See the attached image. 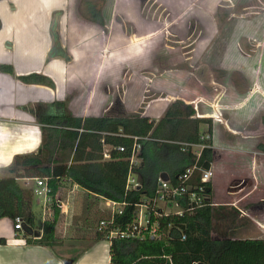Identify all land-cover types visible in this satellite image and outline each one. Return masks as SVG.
<instances>
[{
	"label": "trees",
	"instance_id": "obj_1",
	"mask_svg": "<svg viewBox=\"0 0 264 264\" xmlns=\"http://www.w3.org/2000/svg\"><path fill=\"white\" fill-rule=\"evenodd\" d=\"M105 0H77L76 12L85 23L104 28L103 6ZM0 71L13 73L12 65H0ZM26 84H42L53 88V81L40 73L19 77ZM42 125L41 144L36 152L18 154L8 170L0 177V218L23 221V237L27 243L35 242L47 248L60 245L56 228L60 219L57 202L64 198L62 179L69 180L84 191L88 202L84 206L86 226L93 228L91 242L108 240L105 230L94 228L109 214L99 210V198L123 202V212L115 225L122 228L136 219L137 204L155 194L158 178L168 175L172 184L188 167L196 165L210 168L217 156L212 148V120L196 116L192 104L182 100L170 101L163 115L154 121L148 116L128 113L119 100L99 117H78L68 107V102L54 101L35 111ZM263 139L257 145L264 153ZM209 135V139H201ZM134 138L139 144L138 163H130ZM190 144H204L199 157ZM111 147L109 159H104V146ZM125 146L120 152L116 146ZM131 170L139 183L135 189L126 188V178ZM201 171L195 170L190 183H200ZM22 177H47L51 189L50 211L41 233L32 241L35 230L33 189L23 187ZM206 187L205 205L182 216L159 217L160 239H110L109 264H164L170 257L172 264H264V238L234 236V228L220 227L233 223V207L216 205L212 199L211 181ZM59 195L57 196V193ZM230 210V211H227ZM216 232V234H214ZM185 238L182 239L181 236ZM78 256L70 257L72 264Z\"/></svg>",
	"mask_w": 264,
	"mask_h": 264
},
{
	"label": "rangeland",
	"instance_id": "obj_2",
	"mask_svg": "<svg viewBox=\"0 0 264 264\" xmlns=\"http://www.w3.org/2000/svg\"><path fill=\"white\" fill-rule=\"evenodd\" d=\"M43 2H33L34 11L29 22L33 29L29 41L31 47L41 41L42 22L39 20V12ZM76 4L77 0H73L72 13L67 17L69 26L76 32L83 25L95 30L93 35L102 44L96 49V54L99 53L101 59H107V75L112 74L109 66H114L113 72H116V79H119L117 87L120 97L133 103L128 113L146 115L147 108L176 98L183 94L184 87L191 85L200 87L204 93H212L210 100L204 104L210 109V105L218 107L211 114L212 120L217 123L227 122L234 126L240 121L239 117L229 121L230 112L219 109L218 103L226 106L225 109L231 106L232 91L249 90L252 94V107L261 103L264 108V0H105L104 28L82 21L76 12ZM51 23L52 28L60 27L57 19ZM112 35L119 36L120 40L109 43ZM94 40L97 38L92 37L91 47L87 49L89 52L86 54L85 51L80 57L94 55ZM35 60L37 62L38 57ZM243 72L250 73V83L245 80ZM87 79H80L76 83L81 90L82 100L85 93L83 90L90 83ZM118 88L108 87L114 91ZM226 89L230 90V94H227ZM258 92L263 94V98L258 96ZM262 116L264 110L252 112L245 128L229 130L232 137L244 138L245 142L240 145L235 139L234 144L231 143L228 150H224V153L229 154L244 147L245 152L241 157L260 154L261 162L255 166L253 161L252 168H248L245 158L232 157L223 178L220 164L214 166L217 180L213 200L237 203L235 208L226 205L229 209L233 207L235 221L222 224L220 229L225 231L227 227L234 228V236L240 238H264V214L258 213H264V153L261 154L257 149L263 139ZM221 128L224 129L223 126ZM220 131L217 129V135L224 138ZM228 137L232 140L231 136ZM236 184L249 188L258 185L251 201L236 202L247 189L232 190L231 196L223 195L218 190H226L229 185ZM259 195L263 201L256 199ZM70 200V218L63 220L57 231L62 243L59 250L51 249L52 253L61 258L79 257L89 246V233L94 230L87 227L84 221V206L88 202L84 193L75 189ZM102 200L99 198V202ZM249 206L257 207L252 209ZM103 207V203L98 204L99 210L107 212ZM40 211V207L34 203L33 212L38 224L43 219Z\"/></svg>",
	"mask_w": 264,
	"mask_h": 264
},
{
	"label": "crops",
	"instance_id": "obj_3",
	"mask_svg": "<svg viewBox=\"0 0 264 264\" xmlns=\"http://www.w3.org/2000/svg\"><path fill=\"white\" fill-rule=\"evenodd\" d=\"M34 1L44 2L39 12L41 14L39 20L42 22V30L40 32L41 41L34 47H31L29 41L32 37L33 29L29 22L31 20L30 15L34 11ZM72 1L0 0V65L6 64L12 65L13 67V73L0 71V177L9 175L8 170L16 155L34 153L39 148L42 139V125L38 122L35 111L42 108V105L50 104L54 101L66 100L69 110L74 115L82 118L102 116L109 110L115 100H119L127 112L132 110L133 103L131 104V102L125 101L120 97V90L117 87L119 79H116L117 74L113 72L114 66H109L112 74L107 75V59H101V55L99 53L96 54V49L101 47L102 44L98 42V37L93 35L95 30L92 31L93 29L85 25L82 26L79 32L70 28L67 17L69 18V14L72 13ZM56 14L58 15L57 18H55ZM54 19L58 20L59 28H52L51 22ZM55 37L59 40L61 50L50 57L49 54L53 48ZM92 37L97 38L93 44V46L96 45L93 48L94 55H88L87 58L80 57L83 53L85 54V51L86 54L89 52L87 49L91 47ZM114 40L119 41V36H110L109 43ZM36 57H38L37 62L35 60ZM36 72L49 77L53 81L54 87L51 88L42 84H26L19 78L20 76ZM243 76L250 83V73L243 72ZM86 78H88L87 80L90 83H88L86 90H83L85 93L82 100L80 99L81 90L76 83L78 80ZM112 86L118 89L115 91L114 89H108V87L112 88ZM226 91L228 92L227 94H230V90L226 89ZM251 95L249 90L243 89L241 92L232 91V95H230L232 96L230 97L232 101L231 106L225 109L226 106L218 103L220 110L230 112L229 121L232 122L238 119V117L240 118L239 123L234 126H230L227 122L217 123L212 120L211 114L218 107L216 105H210V109L204 104L206 100H210L212 93H204L196 85H191L188 88L184 87L183 94L167 102L153 104L146 110L147 114L145 116L157 121L163 115L168 103L178 99L187 104H192L197 117L211 118L212 148L217 151V156L210 166L213 171L212 197L213 192L216 191L215 183L217 175L214 171L215 165L220 164V171L223 178L227 167H230L229 162H231L232 157L245 158L248 168H252L254 163L256 166L262 160H260V154L255 157H241L243 152H245L244 147L242 150L235 149L229 154L224 153V150L234 144L233 140H238L240 145L245 142L244 138L232 137L233 135L229 130L239 131L245 128L248 123L247 121L251 118L252 112H261L264 110L263 104L261 103L252 107ZM262 95V93L258 92L260 98H263ZM222 126L224 129L221 128ZM217 129H221L219 133L223 134L225 136L224 138H220V135H217ZM228 135L232 137V140L229 139ZM110 149L111 147L105 145L103 154L104 151H110ZM196 149L194 148V151ZM200 151L198 148L197 152ZM104 159L109 158L104 157ZM234 168L233 166L232 169ZM35 178L22 177L18 181L23 187L34 189ZM61 182V194H63L64 198H61L60 201L62 204L60 208L61 216L56 232L58 231L59 224L63 220L66 221L70 218L72 211L71 193L75 189H79L84 193L80 187L72 184L67 179L63 178ZM239 189H247V191L242 197H239L240 199L236 198V202L240 200L251 201L254 196L253 193L258 189V185L249 188L247 186L245 187V185L237 186L236 184L233 186L229 185L226 190L218 188L226 196H231L232 190L238 191ZM59 193H57V196ZM34 199L35 205H38L41 209L40 212L43 219L40 224L35 219L37 228L33 231H39L41 233L45 218L52 216V213L50 206L44 207L42 202H38L35 197ZM256 199L263 201L260 195ZM213 202L216 205H228L234 208L237 205V203H231V201L230 203L228 201L226 203L213 200ZM101 204L102 201L99 202V205ZM256 207L251 206L250 208L254 209ZM100 208L102 207L100 206ZM258 213L264 214L261 211ZM23 231L14 229L12 219L8 217L0 218V264H64V256H62L63 258L56 256L50 248L38 245L33 241L38 236L33 235V242L27 243L23 237ZM92 234L93 231L89 233L90 238ZM60 245L54 248L59 250ZM109 246L110 242L108 240L90 242L87 249L77 257L74 264H109Z\"/></svg>",
	"mask_w": 264,
	"mask_h": 264
},
{
	"label": "built area",
	"instance_id": "obj_4",
	"mask_svg": "<svg viewBox=\"0 0 264 264\" xmlns=\"http://www.w3.org/2000/svg\"><path fill=\"white\" fill-rule=\"evenodd\" d=\"M209 135H203L201 139H209ZM134 144L131 148L130 163L135 165L138 163L136 157V152L139 150V144L134 138ZM193 152L199 157L200 152H195L194 148L202 150L204 144H190ZM117 151H125V146H116ZM103 156L109 158V151H104ZM201 171L200 183L191 184L190 179L195 170ZM213 176V171L210 168L201 169L196 165L188 167L182 174L177 176V183L172 184L168 180H162L158 178V185L155 194L152 198L143 199L138 203L136 211L135 221L122 228L121 226H116V218L123 212V202H117L114 200L102 198L104 210H107L109 216L107 219L99 221L98 230H105L107 233L108 241L112 238L118 239H139L144 240L150 239H160V225L157 221L159 217H166L169 215L182 216L183 214L190 213L195 208L202 207L206 203V187L203 185L205 182L211 181ZM35 187L33 189L34 197L38 202H42L44 207H48L51 204V189L47 183L48 178L36 177ZM139 187V183L129 171L126 178V188L135 189ZM59 208L62 207L60 202H57ZM14 229L23 230V221L20 217H16L14 220ZM182 239L185 238L184 235L181 236ZM164 264H172L170 257H167V261Z\"/></svg>",
	"mask_w": 264,
	"mask_h": 264
},
{
	"label": "water",
	"instance_id": "obj_5",
	"mask_svg": "<svg viewBox=\"0 0 264 264\" xmlns=\"http://www.w3.org/2000/svg\"><path fill=\"white\" fill-rule=\"evenodd\" d=\"M59 50H61V48H60V44H59V40H58L57 37H55L54 42H53V48L51 49L49 56L52 57V56L55 55ZM160 178H161L162 180H168V175L165 174V173H162V174L160 175ZM24 229H25V228H23V230H24ZM34 235L37 237V236H39V233L36 231V232H34ZM63 263H64V264H72V259H70V258H65V259L63 260Z\"/></svg>",
	"mask_w": 264,
	"mask_h": 264
}]
</instances>
